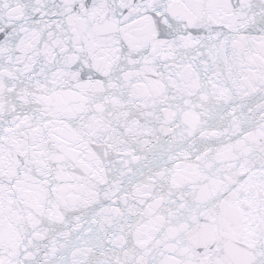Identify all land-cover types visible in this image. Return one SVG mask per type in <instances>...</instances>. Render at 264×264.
<instances>
[{
    "label": "snow or ice",
    "instance_id": "1",
    "mask_svg": "<svg viewBox=\"0 0 264 264\" xmlns=\"http://www.w3.org/2000/svg\"><path fill=\"white\" fill-rule=\"evenodd\" d=\"M0 264H264V0H0Z\"/></svg>",
    "mask_w": 264,
    "mask_h": 264
}]
</instances>
